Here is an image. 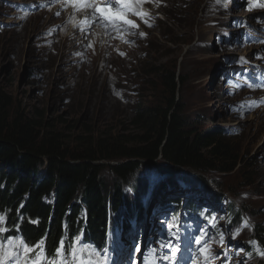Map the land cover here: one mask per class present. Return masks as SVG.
<instances>
[{
	"label": "rangeland",
	"instance_id": "1",
	"mask_svg": "<svg viewBox=\"0 0 264 264\" xmlns=\"http://www.w3.org/2000/svg\"><path fill=\"white\" fill-rule=\"evenodd\" d=\"M9 1L27 0H0V88L14 106H21L25 113L40 112L72 140L91 131L130 136L127 140L137 143L132 123L137 106L162 103L154 73L161 66L175 68L184 80L178 96L188 124L200 130H220L233 140L242 168H249L247 172L252 174L247 184L243 170L225 176L192 172L188 184L200 186L212 199L225 198L218 211L232 201L233 210L247 215L252 227L244 238L250 239L256 228L264 226V107L248 112L254 93H236L220 78L221 70L236 57H254L264 64V44L243 42L229 20L246 19L260 30L264 7L256 5H264L262 0H157L149 7L157 26L144 30V38L136 37L131 46L108 42L110 51L101 50L100 43L79 47L80 39L96 34L93 27L83 38H69L72 19L59 22L66 7L53 4L47 11L21 13L12 10ZM99 55L107 63L102 64ZM154 168L150 164L137 167L128 182H142L141 201L148 197L149 203H158V194L166 185L181 188L186 183V178L175 176L171 184L170 178ZM42 176L40 173L38 179ZM104 177L113 186L114 175ZM122 194L136 195L126 185Z\"/></svg>",
	"mask_w": 264,
	"mask_h": 264
},
{
	"label": "trees",
	"instance_id": "2",
	"mask_svg": "<svg viewBox=\"0 0 264 264\" xmlns=\"http://www.w3.org/2000/svg\"><path fill=\"white\" fill-rule=\"evenodd\" d=\"M154 74L163 102L137 106L132 121L139 140L136 144L127 140L130 136L91 131L72 140L40 112L25 113L21 106H14L0 88V209L12 214L13 221L20 210L30 241L46 235L49 247L55 246L62 222L70 224L85 207L86 235L100 243L107 229L108 201L118 203L125 185L138 196L144 192L142 182H128L147 161L155 163L157 173H164L171 184L175 176L188 183L187 177L193 173L225 176L238 170L251 183L252 174L247 172L249 168H242L233 140L217 129L195 128L184 118L178 96L184 80L175 68L161 66ZM40 173L44 176L39 180ZM108 173L114 175L113 186L104 177ZM28 220H38V226ZM252 237L264 245V226L256 228Z\"/></svg>",
	"mask_w": 264,
	"mask_h": 264
},
{
	"label": "snow or ice",
	"instance_id": "3",
	"mask_svg": "<svg viewBox=\"0 0 264 264\" xmlns=\"http://www.w3.org/2000/svg\"><path fill=\"white\" fill-rule=\"evenodd\" d=\"M145 2L146 0H106L102 6L95 0H66V3H70L76 11L91 10L90 20L86 17L85 23L99 22L105 27L112 26L114 29L121 26L125 29L138 28L139 25L129 17L136 16L143 20L147 13L141 11V6ZM256 6L264 7V5ZM144 22L147 23L146 20ZM140 35L144 36L145 34L141 32ZM3 222L4 217L0 216V224ZM173 226L176 225L169 226V232L174 239H179L176 233L171 232ZM6 231L7 229L0 227V233ZM202 239L203 234L196 239V243L201 244ZM222 240L223 235H221ZM162 247H169L171 251L170 256H163L162 259L174 262L180 248L173 247L171 244L162 245ZM135 251L140 252L139 244L136 245ZM155 251V249H151L149 254L154 255ZM198 251L203 257L204 264H210L212 258L210 246L204 243ZM257 254L264 258V250L257 249ZM110 262L111 256L108 249H104L101 254L92 245L85 243L81 236L75 237L67 245L63 239L60 240L51 256L46 253L43 238L35 243L26 242L22 237L0 238V264H110ZM196 264H200L199 259Z\"/></svg>",
	"mask_w": 264,
	"mask_h": 264
},
{
	"label": "bare ground",
	"instance_id": "4",
	"mask_svg": "<svg viewBox=\"0 0 264 264\" xmlns=\"http://www.w3.org/2000/svg\"><path fill=\"white\" fill-rule=\"evenodd\" d=\"M56 7L57 8H63V7L67 8L65 13H63L61 18L59 19V22H63L64 20L72 19V21H71L72 27L70 28L71 33L68 37L71 39L74 38L75 36H78L79 38H83V36L86 35L87 31L91 28L89 25H87L85 23L86 17L88 18L87 11L86 10L85 11H76L71 6L70 3H66V2L58 4V6H56ZM78 23H79V25H78ZM82 32H85V34ZM95 32H96V34H91V36L86 38V39H82V40L80 39L79 47H82L83 45H85L89 42V43H93L94 45L95 44L97 45L98 43H100L101 50H103V51H106V49H109L108 48V42L109 41L107 40V37L98 31H95ZM109 51H110V49H109ZM104 58H105L104 56L99 55V61L103 60L102 64L107 63V60H104Z\"/></svg>",
	"mask_w": 264,
	"mask_h": 264
},
{
	"label": "clouds",
	"instance_id": "5",
	"mask_svg": "<svg viewBox=\"0 0 264 264\" xmlns=\"http://www.w3.org/2000/svg\"><path fill=\"white\" fill-rule=\"evenodd\" d=\"M157 1V0H156ZM155 1V2H156ZM154 2V3H155ZM153 3V4H154ZM153 4H150V5H148L147 6V15L144 17V19L142 20V19H140V18H138V17H136V16H130L129 18H131V19H133L138 25H139V27H138V30L136 31V30H134V33H132V34H129V33H127V31H126V29H125V27H123V26H121V30H120V38H119V40H117V39H114V40H116L118 43H116V42H113V45L114 46H116V45H118V46H121V45H125V46H131V45H133L134 43H135V38L136 37H139V38H141V39H143L144 38V36H141L140 35V33L142 32V33H144V30H151V29H153V28H155L156 26H157V21L155 20V16L153 15V13L152 12H150V9H149V7L151 6V5H153ZM169 19H171L172 21H173V19L172 18H169ZM232 19H234V18H232ZM144 20H146L147 21V23L145 24V22H144ZM240 21V20H242V19H234V21H233V25L236 27V25H235V21ZM250 24H254V23H250ZM150 25V26H149ZM256 25V24H255ZM237 30V29H236ZM238 31V30H237ZM139 38H137V39H139ZM109 42H112V41H110V40H108ZM252 45V44H251ZM257 54H259V53H257ZM230 62H232V60L230 61ZM227 67H228V65H227ZM226 67V68H227ZM225 69V68H224ZM177 75H179V74H177ZM180 76V75H179ZM44 236V235H43ZM42 236V237H43ZM48 239V238H47ZM58 241H59V239H58Z\"/></svg>",
	"mask_w": 264,
	"mask_h": 264
},
{
	"label": "water",
	"instance_id": "6",
	"mask_svg": "<svg viewBox=\"0 0 264 264\" xmlns=\"http://www.w3.org/2000/svg\"><path fill=\"white\" fill-rule=\"evenodd\" d=\"M139 162V161H138ZM142 162H146V161H141L140 160V163H142ZM147 164H150V166H153V167H155L156 166V164L155 163H151V162H148L147 161V163L146 164H144V165H147ZM159 175H163V176H165V174L163 173V174H159Z\"/></svg>",
	"mask_w": 264,
	"mask_h": 264
}]
</instances>
